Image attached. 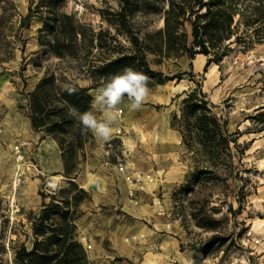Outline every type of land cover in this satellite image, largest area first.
I'll list each match as a JSON object with an SVG mask.
<instances>
[{
  "label": "rangeland",
  "instance_id": "obj_1",
  "mask_svg": "<svg viewBox=\"0 0 264 264\" xmlns=\"http://www.w3.org/2000/svg\"><path fill=\"white\" fill-rule=\"evenodd\" d=\"M38 1L0 0V264H14L15 252L23 245L31 249L34 236L30 218L41 207V194L46 196V202L50 200L49 194L63 196L61 192L69 188L71 181L87 196L78 206L75 224L76 239L85 249L89 264H264V41L256 42L246 51L232 45V52L205 72L206 56L198 70L193 63L197 54L156 65L155 56L148 53L153 70L167 76L180 72H191L194 76L186 74L180 80H167L149 88L150 95L143 107L130 110L127 118L129 109L118 107L121 133L108 141L110 146L103 143V150L108 151L104 158L85 149L88 143L91 151L99 147L90 132L91 137L77 153L75 178L64 176V171L41 174L34 190L28 184L37 177L32 171L36 169L37 146L30 144L29 135L33 131L41 134L40 139L51 137L32 129L28 93L48 72L80 86L92 84L87 70L78 75L66 68V61H60L40 46L42 20L33 18L28 28H20L21 17ZM64 1L65 12L90 24L95 31L108 30L117 40L113 44L129 48L128 39L99 15L100 9L116 8L118 0ZM136 21L142 34L155 32L162 26L158 16L147 19L137 16ZM186 29L190 43L191 29L188 25ZM92 55L99 58L96 65H103L100 61L106 56L103 52L93 50ZM200 82L214 113L227 121L230 132L238 133V149L232 146L233 166L224 173L229 174L224 182L202 183L192 178L196 171L206 170V164H196L193 152L182 142L177 123L172 126L173 116L180 114L185 97L182 92ZM96 89L90 90L92 99L87 111L93 110ZM163 117L166 129L174 133L176 140L162 139ZM10 139L18 140L15 145L23 156L16 175L9 168L18 163L10 149ZM119 161L150 173L156 191L149 196H137V202L128 196L127 202L112 201V196H108L111 189L115 187L119 192L114 186L118 180L113 168ZM87 173L92 178L93 174L103 176L108 189L107 195L97 197L99 201L93 208L86 206L93 201V190L85 189L79 178ZM50 175L62 177L58 188L51 186ZM34 191L39 196H34ZM202 205L210 220L218 221L213 230L196 225L193 214H198ZM213 235L220 241L207 244ZM196 249H200L199 254Z\"/></svg>",
  "mask_w": 264,
  "mask_h": 264
},
{
  "label": "trees",
  "instance_id": "obj_2",
  "mask_svg": "<svg viewBox=\"0 0 264 264\" xmlns=\"http://www.w3.org/2000/svg\"><path fill=\"white\" fill-rule=\"evenodd\" d=\"M64 3V0H39L35 7L30 5L28 13L21 17L20 28H28L33 18L42 20L40 46L60 61H66V68L75 70L78 75L87 70L92 81L90 86H80L66 77H57L55 72H48L28 93L31 127L56 141L64 176L69 178H75L77 153L91 133L82 131L78 120L69 115L68 106L81 113L87 111L92 99L91 89L101 87L111 75L126 67L149 77V88L167 80H180L186 74L194 76L191 72L167 76L153 70L147 59L148 53L155 56L153 63L156 65L183 55L193 58L202 54L207 58L205 72L211 64L220 63L232 52V45L246 51L256 42L264 41V0H118L116 8L100 9L99 15L128 39L129 48H118L113 44L117 42L116 38L108 30L95 31L90 24L65 12ZM137 16L143 19L158 16L162 26L155 32L142 34L136 26ZM186 25L191 29L190 43ZM93 50L106 55L100 60L103 65L95 64L99 58L92 55ZM87 59H90L88 68ZM66 84L78 91L68 95L63 90ZM182 94L185 97L181 101L180 114L173 116L172 126L177 123L182 142L193 152L196 164H206V170L196 171L192 178L202 183L209 180L224 182L229 175L224 173L233 166L232 146L238 149V133L230 132L227 121L214 113L201 82ZM61 194L63 196L49 194L48 202L41 194V207L36 214L31 213L30 218L33 245L31 249L24 245L18 248L14 264H89L85 249L76 239L75 224L78 206L87 197L84 196L86 192L71 181L69 188ZM197 210L198 214H193L196 225L213 230L218 221L210 220L203 205ZM219 241V237L213 235L207 244ZM199 251L196 249V254Z\"/></svg>",
  "mask_w": 264,
  "mask_h": 264
},
{
  "label": "clouds",
  "instance_id": "obj_3",
  "mask_svg": "<svg viewBox=\"0 0 264 264\" xmlns=\"http://www.w3.org/2000/svg\"><path fill=\"white\" fill-rule=\"evenodd\" d=\"M148 84L149 77L126 67L121 72L111 75L107 82L95 90L93 110L81 113L75 107L68 106L69 115L78 120L83 132H91L102 143L108 142L113 138V125L119 118L118 105L127 97L130 109L140 110L150 95ZM63 90L68 95L78 91L76 87L68 84L64 85Z\"/></svg>",
  "mask_w": 264,
  "mask_h": 264
},
{
  "label": "crops",
  "instance_id": "obj_4",
  "mask_svg": "<svg viewBox=\"0 0 264 264\" xmlns=\"http://www.w3.org/2000/svg\"><path fill=\"white\" fill-rule=\"evenodd\" d=\"M124 100H128V99H124ZM122 103L123 104L118 105V107H120V106L127 107L126 104H124V101ZM113 128H114V132H113V138H114V137H117L115 135V132L117 129L120 128V125L118 126V123L116 122L113 125ZM40 137H41L40 133L33 132V131L29 135V138L31 141L30 144H35V146H37V148H36L37 152L34 154L35 155V161H36V164H35L36 169L32 170V171H34L33 175L34 176L36 175L37 177H35L34 181L30 180L29 184H28V186H30L31 188L34 187V190L37 189V185H36L35 181L38 180L39 175H41V174H43V175L47 174L48 175V174H54V173L59 174V173H63V171H64L63 161H62L61 153H60V150L58 148L57 143L51 138L40 139ZM96 143L98 144L99 147L97 149H95L94 151H91L90 143H88L86 145L85 149L87 151H89L91 154H94V153L97 154V152H98V155L102 156V158H104V154L108 153V151L105 152L103 150L104 145L102 142H100L96 139ZM105 164H107V163H105ZM113 168H114V172L116 173V177H117L116 179L118 180V184L114 185V186L118 187L119 192L116 190V188L114 186L111 185L114 188L111 189V193L109 192L108 196H112V198H111L112 201L117 200V202H120V203L127 202L128 201V198H127L128 186L126 185V183L123 180V175L117 171L116 166ZM87 174H89V173H87ZM89 175H92V174H89ZM93 175L96 176L98 174H93ZM157 189H158V187H157ZM153 190L156 191V185H152L150 187L147 186L145 192L139 193L138 196H140V197L141 196H149V194L152 193ZM92 195L94 196L93 201L90 202L89 204H86V206L88 205L91 208L96 206L98 201H99V198L95 197L94 194H92ZM34 196H39V195L37 194V192H35ZM81 232L85 234V232L82 230V228H81ZM88 240H89V238H88Z\"/></svg>",
  "mask_w": 264,
  "mask_h": 264
},
{
  "label": "bare ground",
  "instance_id": "obj_5",
  "mask_svg": "<svg viewBox=\"0 0 264 264\" xmlns=\"http://www.w3.org/2000/svg\"><path fill=\"white\" fill-rule=\"evenodd\" d=\"M205 60V56L202 54H197V56L194 58V62L195 66L198 68V70L201 69L203 63ZM123 104V103H121ZM124 104H126L127 108L129 109V113L127 112L125 114V117L127 118L130 115V102L128 100H124ZM121 110L119 109V112ZM160 123L163 126V129L161 130V133L163 134L162 139H166V138H172L173 140L175 139V135L173 132L169 131L166 129V117H163L160 119ZM142 137V136H141ZM171 139V140H172ZM176 140V139H175ZM18 142V140L15 139H10L9 140V145H10V149L11 151L13 150V154H15V147H16V143ZM12 155V154H11ZM13 162V161H12ZM11 162V163H12ZM18 163L14 162L10 165V172H12L13 174H15L16 172H18V169L20 168V164L19 161H17ZM16 175V174H15ZM14 175V176H15ZM12 176V175H11ZM96 177V178H95ZM95 177L92 178V176H90L89 174L83 175L79 178H81L84 188L87 190H93V193L96 197L98 196H105L108 194V189L106 187V181L102 176L96 175ZM15 179V178H14ZM14 181V180H13ZM62 181V177L60 175H50L49 176V182L51 184V186L53 188H58L61 184ZM150 184V183H149ZM127 185V184H126ZM151 185H156L155 182L151 183ZM128 186V185H127Z\"/></svg>",
  "mask_w": 264,
  "mask_h": 264
},
{
  "label": "built area",
  "instance_id": "obj_6",
  "mask_svg": "<svg viewBox=\"0 0 264 264\" xmlns=\"http://www.w3.org/2000/svg\"><path fill=\"white\" fill-rule=\"evenodd\" d=\"M121 133V129H117L115 134ZM106 146H110L109 142H106ZM15 155L17 161H22L23 156L18 146L15 147ZM116 169L123 175L124 182L128 185L127 195L133 202L138 201V194L145 192L147 185L154 182V179L150 173H146L140 170H136L133 167L128 166L126 162L119 161L116 165ZM89 248V245L87 246Z\"/></svg>",
  "mask_w": 264,
  "mask_h": 264
}]
</instances>
